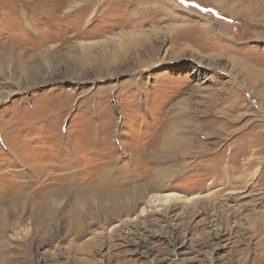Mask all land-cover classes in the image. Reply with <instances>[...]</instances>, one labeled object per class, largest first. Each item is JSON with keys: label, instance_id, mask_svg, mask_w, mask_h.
I'll list each match as a JSON object with an SVG mask.
<instances>
[{"label": "rangeland", "instance_id": "obj_1", "mask_svg": "<svg viewBox=\"0 0 264 264\" xmlns=\"http://www.w3.org/2000/svg\"><path fill=\"white\" fill-rule=\"evenodd\" d=\"M214 35L220 50H201ZM2 50L31 84L0 82V264H174L175 249L185 264H264V0H0ZM179 103L201 134L185 126L170 160ZM166 165L162 193L194 199L113 218L94 194L81 208L88 190L141 187Z\"/></svg>", "mask_w": 264, "mask_h": 264}, {"label": "bare ground", "instance_id": "obj_2", "mask_svg": "<svg viewBox=\"0 0 264 264\" xmlns=\"http://www.w3.org/2000/svg\"><path fill=\"white\" fill-rule=\"evenodd\" d=\"M77 2H78V0H70V3L71 4H77ZM223 2L224 1H220L219 2L220 4L217 5V8L225 11V9L223 8V6H221V3H223ZM204 29H205V27H203V25H201V26L199 25L197 31H200L201 33L204 32V34H206L207 32ZM127 33H129V32H127ZM185 37H188V36H185ZM204 37H200L198 39V41H197L198 42L197 45L201 48V50H202V48L203 49H207V50L208 49H212V50H215V51L216 50L217 51L220 50V48L218 47L217 44L221 42L222 35L221 36H215L214 35L212 37V39L214 41H212L211 43H208L207 44L208 46L206 45L205 47L203 45L201 46V44H200L201 43L200 40L202 38L207 40L206 36H204ZM206 40H205V42H206ZM208 40H210V39H208ZM122 41H123V39H122ZM216 42H217V44H216ZM118 48H116V49H118ZM113 50H115V48ZM192 51H194V50L193 49H190L189 50V52H192ZM117 54H119V53L117 52ZM216 56H217L216 54L215 55H211L212 58H215ZM21 60H22L21 59V54H17V52H16V55L14 53H12V52H10L9 54H7V52L5 50L4 51L2 50L0 52V82L3 85L6 83L5 86H4V88L5 87H10V84H13L16 87H22L23 85H24V87L25 86H30V84H31L30 83V79L26 76V74L24 75V73H25L26 70H25V67L23 66V64L21 63ZM235 64H236L237 67L240 68L241 71L243 69L246 70V73H247L248 70H249V72L251 70L257 71V72L254 73V75L257 77L258 81H260L259 78H261V73L258 72V69H256L255 67L254 68H252V67L250 68L249 66L246 65V63L244 61L236 62ZM199 65H200V62H199ZM246 67H247V69H246ZM19 72L21 73V75H22L23 78L20 77L21 75H20ZM256 77H254V80H256ZM254 83H256V82H254ZM197 86H198V84H197ZM199 87H201V86H199ZM195 88H197V87H195ZM235 90L236 89H234V88L231 87V91H235ZM10 93H11V91H5L4 94H3V96L0 95V101H3L6 98V96L10 95ZM259 96H260V94H259ZM227 98H229V97H227ZM262 99H264V98L263 97H260V100L261 101H262ZM183 104L184 103H179L177 105L178 107H175V109H174L175 110V113L173 114L174 115V117H173L174 119L172 118L173 120H171V122H170L169 131L162 138L163 139V143H162V145L160 147V152L162 154H164V155L169 156L168 154H171L173 156V155H175L176 151L177 152H179V151L182 152V150H183L182 149V146L184 145V143H185V146H187L186 143H188V141L191 140V136H186L185 133H184L186 131H184L182 133V130H184V127L185 126L187 128H189L188 130H192V135L195 134V133L197 135L198 134H201V132L198 130V128H196V129L194 128L193 129L191 127V126H193V120L187 119L185 115L182 116V114H183V110H182ZM208 116H206L205 119ZM197 120L199 122V119H197ZM200 120L203 121L202 118ZM215 123L216 122L214 121V124ZM217 123H218V121H217ZM210 124L212 125V123H210ZM217 127L219 128L220 126L218 125ZM188 133L190 134V131ZM204 135H207V134L204 133ZM186 152H187V150H186ZM183 154H185V153H183ZM170 160H171V157H170ZM171 169H172V166H169L168 167V165H166L165 168H162V169H158L157 168L156 169V172H155V175L156 176H155L154 180L151 183L150 182L149 183H146V185H143L141 187H131L133 189L131 191L129 190L131 188H128V187L126 189H121L120 188L121 190H116L115 189L113 191L110 190L111 188L109 190L107 188L105 190H102V188H96V187L94 188V191L93 190L92 191H89L88 190L86 192V194L80 195L81 196L80 198L83 199V201H81L82 202L81 208L86 206L84 204V202H87V201L91 202V198H92V200L93 199H96L97 200L96 197L99 196V199L103 198L102 200L104 202L103 204H101L99 206L100 209H102L103 214L105 213L106 215L107 214L108 215H111L113 218H117V217H119L122 214H125L126 215L128 212H131V211H134V210L137 211V215H143L147 211L146 210V207L147 206L149 208H154L156 210H158L159 208H162L163 209V212H166V209H167V207H166L167 205L166 204L167 203H170L171 201H179V202H185L186 203L187 201L194 199V196H193V197H187L186 200H181V197L178 196V195H176V194H174V193H171V192L162 193L164 191V187L162 186L161 183L164 182V180H166L167 178L170 177V175H171L170 173L172 172ZM104 181H105V179H99L98 186L101 187V185L104 184ZM104 185H106V184H104ZM130 185H128V186H130ZM159 191L161 193H158ZM94 194H95V196L96 195L97 196L95 197ZM17 195L16 194H15V196L13 195L11 197V199L8 200L9 203H8L7 207H11V209H13L15 207V205L18 204L17 203L18 202L17 200L19 198H17ZM21 200H23V202H24V197ZM93 203H94V201H92V203L88 204V205H90V208H87L88 209L87 212H84V209L81 210V212H83V213H89L92 216L93 214L90 213L89 210H91L93 208L92 207V204ZM1 211L3 212L4 210L3 209H0V242L4 243V242H6V240H5L6 238L5 237L7 236L9 230H7L8 228L6 227V221H5L4 218H2L3 217V213ZM73 216H74L75 222L77 223V220L75 219L76 217H75L74 214H73ZM135 218H137V217H135ZM79 221H80V219H79ZM176 252H177V249H175V251L173 252L174 253L173 263L174 264H185L186 262L184 263V261H181V260L175 258L176 255H177ZM153 264H157V262L154 261Z\"/></svg>", "mask_w": 264, "mask_h": 264}, {"label": "snow or ice", "instance_id": "obj_3", "mask_svg": "<svg viewBox=\"0 0 264 264\" xmlns=\"http://www.w3.org/2000/svg\"><path fill=\"white\" fill-rule=\"evenodd\" d=\"M184 2V0H181V3H183Z\"/></svg>", "mask_w": 264, "mask_h": 264}]
</instances>
